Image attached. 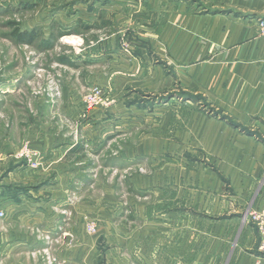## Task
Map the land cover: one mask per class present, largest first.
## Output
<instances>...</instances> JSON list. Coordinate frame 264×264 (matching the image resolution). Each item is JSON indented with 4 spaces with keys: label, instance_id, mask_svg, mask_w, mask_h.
<instances>
[{
    "label": "rangeland",
    "instance_id": "1",
    "mask_svg": "<svg viewBox=\"0 0 264 264\" xmlns=\"http://www.w3.org/2000/svg\"><path fill=\"white\" fill-rule=\"evenodd\" d=\"M96 1L0 0V83L9 85L0 88V137L6 131L16 143L14 155L24 146L35 151L40 166L44 153L27 141V134L47 137L50 152L57 151V158L66 145H83V153L71 157L81 162L75 167L80 169L81 179L68 189L67 204L54 206L63 218L49 235L41 234L50 244L40 257L49 256L50 264H64L59 258L60 245L64 228H71L66 234L72 240L71 264H145L144 226L178 223L185 240L184 260L190 263L197 239V232L191 229L197 225L201 229L213 217L217 221L222 218L201 213L204 206L196 204L192 191L196 190L191 185L194 179L206 171L215 172L225 194H232V210L239 211L242 219L253 206L246 203L241 209L237 204L240 197L230 192L228 180L217 172L222 160L198 148L202 142L195 136L192 113L222 121L213 116L220 110L201 96L192 101L197 94L177 85L157 91L127 83L134 79L127 56L112 61L107 57L99 66L88 68L61 64L58 58L64 56L79 65L81 54L110 45L114 33L119 35L114 43L128 51L126 22L123 24L128 8H123L122 18L112 21V9L96 14ZM14 28L34 30L40 38L31 46L20 45L11 38ZM52 32L61 37L46 50L41 40ZM154 62L162 68L158 59ZM112 70L121 83L118 91L111 81L108 86L94 81L97 74L111 75ZM92 87L101 90L102 101L90 109L84 99ZM109 108L112 113L107 112ZM23 164L31 171L40 169ZM176 178L184 181L183 195L177 199ZM24 187L32 192L40 189L37 180ZM87 226L93 231L89 233ZM77 242L86 247L81 263L75 256Z\"/></svg>",
    "mask_w": 264,
    "mask_h": 264
},
{
    "label": "crops",
    "instance_id": "2",
    "mask_svg": "<svg viewBox=\"0 0 264 264\" xmlns=\"http://www.w3.org/2000/svg\"><path fill=\"white\" fill-rule=\"evenodd\" d=\"M95 4L99 8L96 14L100 10L104 15L112 9V21L122 18L123 8H128V18L123 22L128 51L114 43L119 37L114 33L113 43L99 47L95 53L81 54L80 64L70 61L71 67H96L107 57L112 61L127 56L129 68L134 71V79L127 83L157 91L177 85L264 137V35L257 30V22L264 20V0H97ZM157 59L162 68L154 64ZM112 71L111 75L97 74L96 84L108 86L111 81L117 90L121 83ZM3 86L9 85L0 83V88ZM97 115L103 116L100 112ZM191 119L197 133L194 135L202 142L199 150L222 160L217 172L228 180L230 192L240 197L237 204L241 209L246 203L254 210L260 209L264 205L263 141L197 112ZM26 137L44 153L38 171H31L15 158L17 145L6 131L0 137V213L4 215L0 218V264H50L49 256L40 257L50 244L40 236L55 230L57 220L63 217L57 215L54 206L67 204L68 189L73 181L81 179L80 169L75 168L81 162L71 160L76 144L66 145L57 158V151L50 152L47 137ZM205 173L191 184L196 188L192 190L198 199L196 204L204 206L203 215L222 218H209L211 221L201 229L198 225L191 229L197 232V239L192 244L190 263L184 260L185 240L178 223L145 225V264L264 263L257 230L243 223L239 211L232 210V194H225L217 174ZM34 180L39 184L37 192L24 187ZM183 188V179L176 178V199L183 195ZM43 190L44 196L40 194ZM67 233L71 228H64L59 258L71 264L72 240ZM75 247L76 260L81 263L86 247L82 242Z\"/></svg>",
    "mask_w": 264,
    "mask_h": 264
},
{
    "label": "built area",
    "instance_id": "3",
    "mask_svg": "<svg viewBox=\"0 0 264 264\" xmlns=\"http://www.w3.org/2000/svg\"><path fill=\"white\" fill-rule=\"evenodd\" d=\"M257 30L259 35H264V20H259L257 22ZM101 98V90L98 87H92L88 90V94L84 99V104L87 108L91 109L101 103ZM14 156L18 160L23 161L29 168L33 170L38 169L40 166L39 154H37L35 151H32L27 146L22 147L20 151L17 152ZM3 216L4 215L0 213V218H2ZM242 221L243 223H248L255 227L260 238L258 249L262 254H264V205L260 209L250 210L248 213H246ZM86 230L90 233L93 231V227L87 226ZM254 264L264 263L257 262Z\"/></svg>",
    "mask_w": 264,
    "mask_h": 264
},
{
    "label": "trees",
    "instance_id": "4",
    "mask_svg": "<svg viewBox=\"0 0 264 264\" xmlns=\"http://www.w3.org/2000/svg\"><path fill=\"white\" fill-rule=\"evenodd\" d=\"M60 37H61L60 34L56 35L54 32H52L47 39L41 40V43H42L41 45H44V49L48 50L49 48H51L53 46L54 42ZM11 38H12V40H14L16 43H18L20 45L31 46L40 37L37 35V33L34 30L31 31V32H26V31L20 32L17 28H14L13 31L11 32ZM58 61L61 64H66V65H70L71 66L70 61H69V59L67 57H64V56L59 57ZM200 98H201L200 95H196V96L191 97L190 99L192 101H197ZM213 116L215 118H218V119L222 120V121H225L229 126H231L232 128H236V129L240 130L244 134L253 136L254 138H256L259 141L262 140L263 143H264V140L259 138L255 132H250L247 129H243L242 126H240L237 123L233 122L231 119L226 117L220 111H215V113H213ZM82 149H83L82 146L80 144H78L72 152L75 153V154H78V153L81 154V152L83 151ZM72 152H71V154H72ZM263 256H264V254H263Z\"/></svg>",
    "mask_w": 264,
    "mask_h": 264
}]
</instances>
